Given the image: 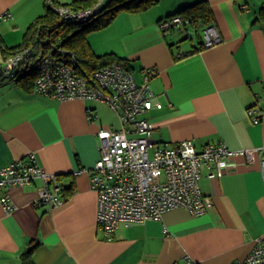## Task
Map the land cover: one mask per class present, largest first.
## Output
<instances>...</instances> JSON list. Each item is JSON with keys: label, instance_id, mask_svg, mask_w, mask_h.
I'll use <instances>...</instances> for the list:
<instances>
[{"label": "crops", "instance_id": "obj_1", "mask_svg": "<svg viewBox=\"0 0 264 264\" xmlns=\"http://www.w3.org/2000/svg\"><path fill=\"white\" fill-rule=\"evenodd\" d=\"M196 1L122 10L110 25L89 32V43L98 55L128 58L139 81L144 69L157 68L151 85L164 107L147 117L160 144L193 140L197 149L216 142L264 149V120L254 123L247 113L264 97V0H208L223 38L212 47L203 46V31L186 40L179 30L159 28L161 18ZM9 10L10 20H0V41L11 47L47 3L0 0V14ZM89 108L96 117H89ZM120 125L118 112L105 102L61 100L0 76V170L34 152L40 165L61 176L67 199L39 208L41 179L12 187L14 211L4 210L0 200V264H23L32 240L40 242L37 264H177L185 256L199 264H232L264 242V175L244 154L231 159L221 177L210 178L205 169L201 187L214 202L206 214L176 208L144 223L121 224L113 239L106 238L98 226L99 195L89 180L102 157L99 130Z\"/></svg>", "mask_w": 264, "mask_h": 264}, {"label": "built area", "instance_id": "obj_2", "mask_svg": "<svg viewBox=\"0 0 264 264\" xmlns=\"http://www.w3.org/2000/svg\"><path fill=\"white\" fill-rule=\"evenodd\" d=\"M46 3L67 21H89L100 8V2L85 9L56 0H46ZM12 16L10 10L5 11L0 14V20H10ZM159 28L166 33L179 30L189 37L192 31L196 32L190 19L181 14L161 19ZM202 31L204 47L223 41L215 24ZM29 52L30 49H24L5 57L0 55V76L17 80L35 72L37 93L61 100L102 101L118 112L120 127L99 130L102 157L92 168L89 180L91 188L99 195L98 226L106 238L113 239L121 224L144 223L176 208H187L196 215L206 214L214 207V202L201 187L205 169H208V177H221L236 155H246L251 165L260 164L264 175L263 148L235 150L225 142H216L197 149L193 140L160 144L147 117L153 108L164 107L151 85V78L158 73L156 67L144 69L139 81L126 60L88 71L76 53L65 47L35 56ZM257 100L247 109L254 123L264 120V97ZM89 117H96L91 108ZM0 173V200L8 212L15 209L9 190L17 185L29 186L37 179L43 182L37 207L53 209L67 200L61 176L40 165L34 152L4 165ZM177 264L199 263L185 256ZM232 264H264V242L258 243L244 260Z\"/></svg>", "mask_w": 264, "mask_h": 264}, {"label": "trees", "instance_id": "obj_3", "mask_svg": "<svg viewBox=\"0 0 264 264\" xmlns=\"http://www.w3.org/2000/svg\"><path fill=\"white\" fill-rule=\"evenodd\" d=\"M99 2L100 8L97 14L91 20L85 22L64 20L54 8L47 4V11L36 17L30 24L24 32L21 43L8 47L2 45L0 41V55L5 57L13 52L30 49L29 54L35 56L39 52H48L55 48L65 47L76 53L83 67L88 71L96 70L106 64H111L113 61L126 60L132 67L128 58H123L113 52L96 54L87 36L91 31L110 25L122 10L134 13L145 11L159 4L160 0H73L71 3L62 4L85 9L93 7ZM174 14L188 17L191 27L196 28V33L211 24H215V15L208 0H197L195 3L185 5L182 9L166 17H171ZM35 77L36 73L30 72L16 81L27 90L34 91ZM39 244V241L32 240L27 249L22 252L23 264H37L33 260V255Z\"/></svg>", "mask_w": 264, "mask_h": 264}, {"label": "rangeland", "instance_id": "obj_4", "mask_svg": "<svg viewBox=\"0 0 264 264\" xmlns=\"http://www.w3.org/2000/svg\"><path fill=\"white\" fill-rule=\"evenodd\" d=\"M183 35V34H182ZM177 36H181V34L178 32L177 33ZM191 36H193L194 38H195V33H194V31H192V33H191ZM188 39H190V37H188V38H186V40H188ZM115 112V111H114ZM109 114H110V116L112 117V118H114L115 117V113H113V112H109ZM116 118V117H115Z\"/></svg>", "mask_w": 264, "mask_h": 264}]
</instances>
